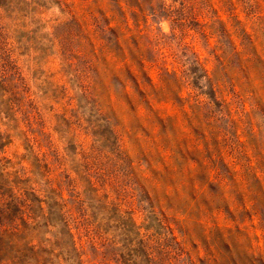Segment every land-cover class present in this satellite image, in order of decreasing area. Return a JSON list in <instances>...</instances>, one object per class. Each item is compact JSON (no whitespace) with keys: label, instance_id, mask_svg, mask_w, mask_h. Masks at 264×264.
I'll use <instances>...</instances> for the list:
<instances>
[{"label":"rangeland","instance_id":"1","mask_svg":"<svg viewBox=\"0 0 264 264\" xmlns=\"http://www.w3.org/2000/svg\"><path fill=\"white\" fill-rule=\"evenodd\" d=\"M0 264H264V0H0Z\"/></svg>","mask_w":264,"mask_h":264}]
</instances>
